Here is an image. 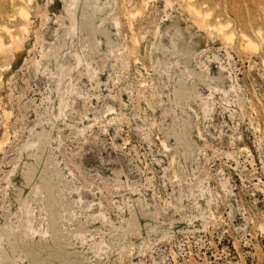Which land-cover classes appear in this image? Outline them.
Segmentation results:
<instances>
[{
    "label": "rangeland",
    "instance_id": "1",
    "mask_svg": "<svg viewBox=\"0 0 264 264\" xmlns=\"http://www.w3.org/2000/svg\"><path fill=\"white\" fill-rule=\"evenodd\" d=\"M260 32L264 0H0V264H264Z\"/></svg>",
    "mask_w": 264,
    "mask_h": 264
},
{
    "label": "bare ground",
    "instance_id": "2",
    "mask_svg": "<svg viewBox=\"0 0 264 264\" xmlns=\"http://www.w3.org/2000/svg\"><path fill=\"white\" fill-rule=\"evenodd\" d=\"M140 10V9H139ZM138 9L135 10L132 14H130L132 17H135L137 15V13L139 14L140 12ZM20 13L18 12V14H21L23 17L27 18L28 16V11L25 7H22L20 10ZM197 12V11H196ZM3 26V25H1ZM22 26V25H21ZM220 31H224V28L227 27L226 24H220ZM4 30L6 31H9L10 28H8L7 26H3L2 27ZM25 29V27H24ZM24 31V30H23ZM233 31H228V32H225L224 33V37H226L225 39H228V40H232V37H233ZM261 34V37L262 39L264 40V34ZM10 36V34H9ZM17 37V35L15 36V38ZM242 38L245 40V47L244 48H247V47H250V48H253V49H256L257 47V43L252 39L250 38L247 34L245 33H242ZM136 43V42H135ZM9 44V43H8ZM7 45V43L5 44L4 43V40L2 38V36L0 35V50H5V46ZM9 49V48H8ZM258 49V48H257ZM179 82V80H178ZM175 83V82H174ZM175 88V86H174ZM194 91V88L193 86H189V85H186L185 83H180L174 90V94L176 96V99L180 102L181 100H183L184 98H186L187 100V97H189ZM253 109V108H252ZM6 111V110H5ZM254 111V110H253ZM257 111V110H256ZM118 115V114H117ZM7 116V115H6ZM259 129V128H258ZM165 145V144H163ZM137 226V221L135 220V217H133L131 220H129L127 222V228L126 230H131V229H135V227ZM263 227V226H262ZM264 229V228H263ZM129 233V231H128ZM99 246V245H98Z\"/></svg>",
    "mask_w": 264,
    "mask_h": 264
}]
</instances>
